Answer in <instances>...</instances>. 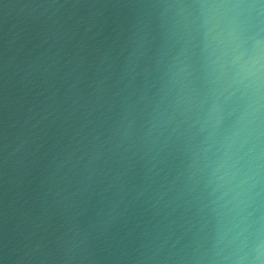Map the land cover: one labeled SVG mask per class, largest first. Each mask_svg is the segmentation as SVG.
I'll return each mask as SVG.
<instances>
[{"label":"water","instance_id":"water-1","mask_svg":"<svg viewBox=\"0 0 264 264\" xmlns=\"http://www.w3.org/2000/svg\"><path fill=\"white\" fill-rule=\"evenodd\" d=\"M0 264H264V0H0Z\"/></svg>","mask_w":264,"mask_h":264}]
</instances>
